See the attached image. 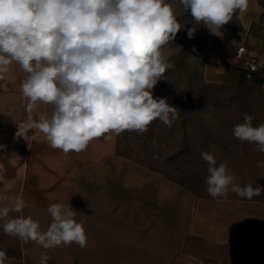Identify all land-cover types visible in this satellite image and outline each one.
<instances>
[{
	"label": "crops",
	"instance_id": "obj_1",
	"mask_svg": "<svg viewBox=\"0 0 264 264\" xmlns=\"http://www.w3.org/2000/svg\"><path fill=\"white\" fill-rule=\"evenodd\" d=\"M166 3L182 27L164 47L172 63H195L207 84L235 83L245 78L243 62L235 58L243 46L263 64L254 75L264 82V0H249L248 9L217 34L197 23L179 0ZM188 29H194L192 38ZM26 76L14 62L0 82V194L21 197L24 209L10 216H30L41 231L51 223L50 205L71 206L88 241L83 248L73 243L45 250L5 234L0 221V249L12 264H40L45 251L51 257L47 264H264L262 200L218 203L198 196L119 155L118 135L94 139L85 151L68 154L49 147L38 130L16 137L27 115L20 89ZM36 112L50 117L51 105L40 103ZM236 241L246 257L258 259L238 261Z\"/></svg>",
	"mask_w": 264,
	"mask_h": 264
},
{
	"label": "clouds",
	"instance_id": "obj_2",
	"mask_svg": "<svg viewBox=\"0 0 264 264\" xmlns=\"http://www.w3.org/2000/svg\"><path fill=\"white\" fill-rule=\"evenodd\" d=\"M179 5L217 34L248 9L249 0H179ZM181 29L166 0H0V82L14 62L27 73L20 85L27 115L15 136L38 130L49 147L68 154L85 151L94 139L111 141L125 131L143 134L157 119L171 127L177 108L154 97L153 89L174 67L164 47ZM193 34L188 29V37ZM40 103L51 105L50 117L36 112ZM253 119L244 114L232 133L264 153V123L253 126ZM201 159L207 164L206 191L218 203L229 193L251 200L264 192L259 185L238 183L215 152L204 151ZM0 204L7 235L45 250L87 244L71 206L50 205L51 223L41 231L30 216H10L24 209L21 197L3 193ZM50 259L45 251L40 264ZM12 260L0 249V264Z\"/></svg>",
	"mask_w": 264,
	"mask_h": 264
},
{
	"label": "rangeland",
	"instance_id": "obj_3",
	"mask_svg": "<svg viewBox=\"0 0 264 264\" xmlns=\"http://www.w3.org/2000/svg\"><path fill=\"white\" fill-rule=\"evenodd\" d=\"M174 67L157 83L154 97L167 98L177 108L171 127L158 119L146 132L125 131L118 135L117 153L151 167L165 177L182 183L198 196L215 200L207 193V164L201 159L204 151L215 152L217 162L228 163L230 171L242 186L264 187V153L254 150L255 144L235 138L232 129L244 122V114L254 117L253 126L264 123V82L257 75L235 83L207 84L195 63L175 60ZM155 142V143H153ZM262 200L264 192L251 200ZM242 202L233 193L227 199ZM241 263L254 260L239 251Z\"/></svg>",
	"mask_w": 264,
	"mask_h": 264
},
{
	"label": "built area",
	"instance_id": "obj_4",
	"mask_svg": "<svg viewBox=\"0 0 264 264\" xmlns=\"http://www.w3.org/2000/svg\"><path fill=\"white\" fill-rule=\"evenodd\" d=\"M235 58L242 60L244 65V74L247 78H251L255 73L263 68V64L255 58L249 56L243 46L237 48Z\"/></svg>",
	"mask_w": 264,
	"mask_h": 264
}]
</instances>
